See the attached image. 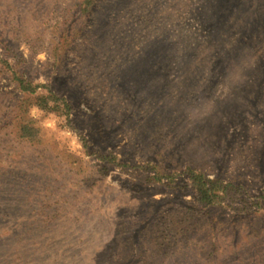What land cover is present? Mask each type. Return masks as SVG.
<instances>
[{"label":"rangeland","instance_id":"rangeland-1","mask_svg":"<svg viewBox=\"0 0 264 264\" xmlns=\"http://www.w3.org/2000/svg\"><path fill=\"white\" fill-rule=\"evenodd\" d=\"M79 1L0 0V264H264V0Z\"/></svg>","mask_w":264,"mask_h":264},{"label":"trees","instance_id":"trees-1","mask_svg":"<svg viewBox=\"0 0 264 264\" xmlns=\"http://www.w3.org/2000/svg\"><path fill=\"white\" fill-rule=\"evenodd\" d=\"M95 4V0L79 1V4L77 6L85 19L84 23H87V21L91 18V15L96 10L97 7H95ZM84 32L85 31L82 26L75 27L73 25H70V27L65 26L61 29L59 41L52 48V56L54 58L56 66L64 63L67 58V54L74 46V43L76 41L82 40ZM20 89L22 91L28 92V94L34 92L32 89H30V85L25 84L24 82L20 83ZM46 92L47 93L43 94L46 97H40L41 95H39L35 98L41 100V103L39 105H41L42 108L45 109L50 102L58 104V107H60L68 115L70 109L69 103L63 98H57L53 96L55 93L48 86ZM16 127L18 131L16 133L17 138H19L21 141L31 145L42 143L41 130L35 127L34 123H32L31 120H20L17 123ZM94 152L96 151L93 150L92 153ZM98 157L102 158L101 155H98ZM159 175L161 174L157 172V180H160V178H162ZM189 176L193 186L198 191V202L200 204L212 205L218 203L216 201L220 198V195L217 193V191H219L220 189L216 187V183L213 182V185H211L210 182L205 181L202 176L195 174L194 172H190Z\"/></svg>","mask_w":264,"mask_h":264}]
</instances>
